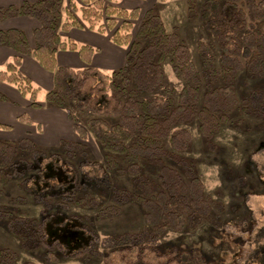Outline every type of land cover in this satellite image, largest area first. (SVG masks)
<instances>
[{
  "label": "trees",
  "instance_id": "16d2710c",
  "mask_svg": "<svg viewBox=\"0 0 264 264\" xmlns=\"http://www.w3.org/2000/svg\"><path fill=\"white\" fill-rule=\"evenodd\" d=\"M63 2L36 0L0 6V22L14 15H29L40 21L33 32V47L23 30L0 28V44L18 53L0 68V82L16 86L28 98V107H42L38 100L41 88L21 69L23 55L34 57L54 73L55 88L47 92V104L65 107L68 100L74 103L73 130L80 140L62 139L58 152L42 165L44 150L32 138L0 139V186L16 173L28 174L31 167L37 192H50L55 200L86 206L93 197H87L90 188L99 185L101 199L113 200V205L100 210L101 215L120 212L124 203L132 201L143 208L146 226L138 232L103 238L102 250L96 234L75 216L56 217L52 213L51 217L35 218L6 213L7 228L20 238L23 248H43L48 260L54 253V262L62 256H73L85 261L97 258L103 264H207L199 250L160 249L167 231H194L212 213L194 164L181 159V168H177L166 163L164 157H174V152L191 145L192 134L182 124L197 118L201 134L210 139L229 121L239 105L235 81L240 70L264 75V0H205L200 12L196 0H187L189 16L200 15L206 28L217 35L222 52V67L206 72L205 80L188 43L177 30H167L156 10L145 11L134 34L133 21L140 15L139 7L126 8L111 0H67L65 6ZM74 27L109 33L114 43L127 47L125 65L110 74L91 65L96 48L63 37ZM205 48L200 43L203 61ZM59 49L78 50L88 66L76 69L58 65ZM167 60L183 81L180 92L166 80ZM218 80L221 82L214 83ZM0 100H8L1 91ZM80 117L88 118L86 126L80 124ZM19 119L31 123L27 113ZM90 136L104 153V161L96 165L103 177L81 167ZM24 154H30L34 164L30 166ZM142 161L156 164L157 177L150 178L142 172ZM116 171L135 175V192L108 182V173ZM83 189L88 192L78 196ZM257 236H263V240H257L251 256L257 264H264V230ZM17 261L16 250L0 244V264ZM21 264L37 263L26 260Z\"/></svg>",
  "mask_w": 264,
  "mask_h": 264
},
{
  "label": "rangeland",
  "instance_id": "374dc122",
  "mask_svg": "<svg viewBox=\"0 0 264 264\" xmlns=\"http://www.w3.org/2000/svg\"><path fill=\"white\" fill-rule=\"evenodd\" d=\"M196 1L200 12L205 0ZM111 2L126 8L128 7L125 5L135 4L140 8L139 17L133 21L134 34L145 11L151 8L156 10L162 16L167 30H177L188 43L192 59L203 80L206 78V72H215L222 67V52L217 35L206 28L200 15L189 16L187 0H111ZM66 3L67 0H64V6ZM74 35L76 37V33ZM107 35L110 36L109 33ZM84 36L94 34L88 31ZM200 43L206 47L205 61L200 56ZM113 70L104 71L110 74ZM164 72L168 83L173 84L180 92L183 81L176 76L169 60L164 63ZM220 82L221 80H218L214 83ZM235 85L239 105L231 114L229 121L222 124L210 139L201 134L197 118L182 124L192 134L191 145L187 150L174 152V157L171 156L169 159L164 157L166 163L177 168H181L178 163L181 159L194 164L204 183L206 196L212 204V213L194 231L188 229L167 231L160 241V249L199 250L207 264H257L251 253L257 247V240H263V236L258 237L257 234L264 230V75L242 69L238 72ZM201 91L203 93L205 88L202 87ZM38 99H46V93L41 91ZM60 108L68 114L71 124L72 137L65 136L64 139L79 141V136L73 128L71 129L73 117L76 116L74 103L68 100L66 106ZM87 119L80 117L78 121L86 126ZM39 126L36 124L32 129L43 133L42 127ZM60 141L58 145L50 147L36 143L44 150L45 159L42 165L51 160L53 153L58 152ZM86 143L89 150L85 152L81 167L91 175L102 174L103 177L104 173L96 166L104 161L102 148L92 136ZM24 155L30 166L34 164L35 161L30 154ZM140 165L146 176L157 177L158 167L152 161H142ZM33 171L34 169L30 167L28 174L16 173L7 183L0 186V244L16 250L17 264L26 260H32L37 264H103V262L97 258L85 261L73 256H62L54 262L51 260L55 258V254L52 253L48 260L43 248L33 250L23 248L20 238L7 228L6 213L35 218H47L53 213L56 217L81 218L88 230L96 234L101 250L104 249L103 238L116 233L138 232L146 226L143 208L132 201L124 203L120 212L101 215L100 210L107 205H113V200L101 199L97 193L100 187L94 183L87 195L88 198L93 196L92 201L86 206L76 201L65 203L62 202L65 199L55 200L50 192L43 195V192L39 193L34 188V180L30 176ZM134 176L130 172L116 171L108 173V182L111 185H122L135 192ZM107 186L109 187L108 183ZM86 188L88 187L85 186ZM85 189L77 195H85L88 192Z\"/></svg>",
  "mask_w": 264,
  "mask_h": 264
},
{
  "label": "crops",
  "instance_id": "0c3cea01",
  "mask_svg": "<svg viewBox=\"0 0 264 264\" xmlns=\"http://www.w3.org/2000/svg\"><path fill=\"white\" fill-rule=\"evenodd\" d=\"M24 1L36 0H0V6H18ZM125 6L128 8L137 7L135 4ZM37 26H39L38 19L29 15H14L0 22V28L2 29L16 27L23 30L32 47L35 45L33 32ZM88 31L93 33L94 36H84V33ZM74 33H76V37ZM63 37H70L78 42L79 45L87 44L96 48L90 64L97 68L113 70L125 65L127 47L114 43L107 33L89 28L74 27L69 33H64ZM17 54L12 47L0 44V68H4L6 63ZM56 56L60 66L76 69L88 66V62L81 57L78 50L59 49ZM21 69L41 88L40 92L44 91L47 94L49 90L55 88L54 73L45 69L34 57L23 55ZM0 91L8 97V100H0V124L8 125L7 128L0 127V139L14 140L24 136H31L36 143L50 147L58 145L59 141L64 139L65 136L72 137L68 114L64 113L59 106L48 105L47 98L38 99L43 104L42 107H28V98L24 97L16 86L0 82ZM23 113L29 115L31 123L23 122L19 119V116ZM36 124L42 127L43 133L32 129L34 126L36 127ZM72 128L73 125L71 126ZM36 130L39 129L36 128Z\"/></svg>",
  "mask_w": 264,
  "mask_h": 264
}]
</instances>
